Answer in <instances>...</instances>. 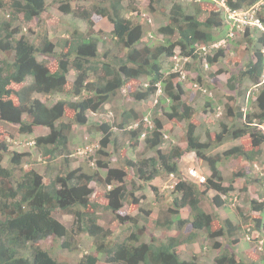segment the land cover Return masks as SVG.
Listing matches in <instances>:
<instances>
[{"label":"trees","instance_id":"1","mask_svg":"<svg viewBox=\"0 0 264 264\" xmlns=\"http://www.w3.org/2000/svg\"><path fill=\"white\" fill-rule=\"evenodd\" d=\"M10 1L8 19L4 3L0 1V51L3 54L0 55V129L4 125L13 126L20 136H33L37 151L12 150L15 136L11 134L10 140L0 139V264H65L40 242L63 239V249L78 252L75 236L79 234H87L95 244L90 253L83 252L77 264H101V256H105L106 264H201L198 253L189 260L183 259L182 246L198 241L201 236L213 242V248L218 250L220 243L215 240L219 237L228 236L238 243L240 225L229 219L221 220L218 213H208L203 206L209 191L216 193L210 198L214 207L227 206L236 178L247 179L244 186L249 191L248 200L243 199L250 210L246 214L240 210L239 216L244 221L253 220L256 224L253 240L257 242L261 238L258 233L264 227V190L260 189L263 178L254 165L264 164V133L257 124L264 122V86L256 93V101L250 103L253 108L246 114L241 111L239 99L246 94L241 86L245 79L252 87L260 82L264 68L263 34L254 37L255 40H246L250 44L247 49L252 51L251 59L228 80L230 92L222 97L214 94L213 99L207 97L204 112L216 113L223 107V117L216 119L219 130L214 139L209 135L210 138L202 140L199 127L193 122L198 110L189 103L188 94L183 98L187 91L182 82L174 83L179 74H165L164 68L165 63L175 57L177 47L182 57L199 62V47L218 41L217 30L223 28L224 21L223 10L219 11L215 2L191 0L186 12L177 0H151L148 6L151 13H157L158 8L164 10L168 3L171 6L166 15L162 14L167 20L165 25L157 30L162 40L156 43L147 37V43H143L146 24L134 22L128 16L138 12L135 0H105L91 10L77 4L91 0H53L61 16L83 22L84 28L77 24L67 36L53 40L46 34L36 43L26 35L23 23L38 24L50 4L47 0ZM258 1L226 0L231 9H248ZM262 12L264 14V6ZM103 19L113 26L111 36L102 37L95 30L96 23ZM245 36L249 38L248 32ZM254 41L256 46H253ZM237 48L238 44L220 47L217 54L207 56V60L211 65L225 62L231 49ZM239 53L243 56L246 52L239 50ZM39 56L56 58L57 70L51 71ZM186 66L189 68L190 64ZM223 71L211 73L207 79L199 76L195 81L207 92L216 91L221 88L217 76ZM72 73L70 96L75 100L60 99L48 106L37 97L62 94ZM140 79L147 80L145 86L131 91L127 98L134 103H145L156 95L158 85H162L165 94L159 95L157 100L158 113L147 119L146 113L138 112L135 107L122 109V120L116 125L122 131L119 137L113 132L115 125L98 121L90 130L102 135L100 148L72 168L77 153L73 147L74 125L86 126L88 113H98L112 97ZM13 84L22 87L16 90ZM197 93L202 94L201 89ZM224 98L227 99L225 105ZM166 103H170L169 109ZM69 111L73 113L70 118ZM175 120L186 124L182 137L187 144L185 147L169 140L163 132L164 121ZM130 123L134 125L131 127ZM37 128H47L49 132L35 135ZM208 134L207 129L205 135ZM244 137H248L247 146L237 144L223 153L215 151L228 141L237 142ZM141 140L144 147L139 153ZM110 144H114L119 155L122 149L133 153L132 157L128 154L120 157L124 166L134 171L137 182L148 184L171 174L179 176L181 181L172 194V204L161 208L154 220L147 217L152 208L147 211L142 205L138 216L129 218L133 230L123 238L108 242L112 232L99 224V205L91 200L96 193L92 184L106 189L108 205L103 209L118 214L121 223L126 220L120 214L121 208L139 202L133 192L127 191V172L111 165V153L106 150ZM189 153H195L198 160L207 163L210 174L205 185L187 179L180 170V162ZM36 155H40L41 161ZM6 156L9 159L4 166ZM59 158L61 163H55ZM232 160H240L241 166L230 184H225L220 164ZM28 164L41 166L27 170ZM152 189L158 195V189L155 186ZM55 211L73 215L74 226L68 228L58 221ZM185 213L187 216L183 218ZM140 218L156 228H176L178 234L161 243L154 240L147 243L142 238ZM185 228L191 230L187 236L182 234ZM205 247L200 245L202 251ZM213 263L255 264L239 259L234 252L217 254Z\"/></svg>","mask_w":264,"mask_h":264},{"label":"rangeland","instance_id":"2","mask_svg":"<svg viewBox=\"0 0 264 264\" xmlns=\"http://www.w3.org/2000/svg\"><path fill=\"white\" fill-rule=\"evenodd\" d=\"M4 3V10L5 16L8 19L7 12L11 8V1L10 0H0ZM48 4L50 6L48 7L47 11L40 17L38 24L34 22L33 24H26L23 23V28L26 32V35L33 39L36 43H40V39L43 35H48L53 40H57L59 38H62L64 36H67L68 32H71L77 24L82 26L84 28L83 22H76L73 21L71 18L63 17L61 16V13L59 12L56 5L52 4L53 0H47ZM104 2L105 0H91L89 2H79L77 4H80L81 6H84L85 8H88L89 10L93 9L97 3ZM136 6H138V12L128 14V16L131 17V19L134 22L146 24L145 31L146 34L143 38V43H147V37L149 41L158 42L162 40V36L157 32L158 28L162 25H165L166 19L165 15L170 10V5L166 4L164 7V10H161L162 8L157 9V13H151L148 10V6L151 2V0H135ZM125 5H127V2H125ZM191 10V9H190ZM165 14V15H162ZM205 16H203L204 18ZM36 24V25H35ZM29 29L33 30L34 33H31ZM95 30L101 33L102 37H108L111 36V32L113 30V26L106 20L103 19L96 23ZM227 29H223V36L226 34ZM150 34H152V38L150 37ZM257 33L254 32L251 35V38L255 40L254 37H256ZM258 36V35H257ZM246 38L242 39L240 38L237 43H234V45L238 44L239 50H245V54L242 56L239 53L238 48L233 49L231 52V56L229 58L225 59V62H222L220 65L216 66V69L224 70L221 74L217 76V79L219 80V85L221 88H217L216 91L209 90L206 95L198 94V93H192L189 94V99L192 101V105L196 110H198L196 113V116L193 120V122L199 127L198 132L201 133L202 140L207 139L209 135H211V138L214 139L215 133L219 130V125L216 122V119H220L223 117V107L221 109L219 108V111L216 113H212L211 111L204 112L202 109L207 97L211 96L213 99L214 94H219L220 97L223 96V94H228L230 92L229 87L227 86L228 80L231 78L232 75H235L239 72V70L251 59L252 51H249L247 49V46L250 45L248 39ZM247 40V41H246ZM56 42V41H55ZM256 42L254 41L253 46H256ZM59 49H56L58 51ZM55 51V52H56ZM0 55L2 56V52L0 51ZM40 61H46L48 63V67L51 71L57 70V60L54 57H48V56H39L38 57ZM109 60V59H108ZM230 61V62H228ZM172 63L167 62L165 63L164 73L170 74L172 71L171 69ZM73 74V73H72ZM196 75V74H195ZM195 75L191 78H194ZM73 75L70 76L67 85L64 88V92L61 94L56 95H49V96H42L38 95L37 97L40 98L44 103H46L48 106H52L54 103H56L60 99H69L75 100L74 97L70 96V90L72 88V80ZM147 80L146 79H140L138 81H132L128 87V90L124 89L121 90L116 97H112L110 100V103H106L98 113L90 112L88 113V124L86 126H77L74 125L73 127V135L75 136V142H74V149L77 150V153H75V161L72 163V168H76L81 162H83L84 159H88L89 155L94 154L99 148H100V140L102 139V135L98 134L94 131L90 130V127L94 124H96L98 121H103L105 123H110L111 125H115L113 128V132L117 134V136H122V131H120L116 125L120 123L122 120V109L124 108H131L135 107L138 112H145V118H151L155 115V113H158V110L156 109L157 106V100L159 97H151L149 100H147L145 103H134V101L130 98H127L128 93L131 91H135L138 88H141L142 86H145ZM212 84V82H211ZM12 87L16 90L20 89L22 85H16L13 84ZM142 89V88H141ZM139 90V89H138ZM190 93V92H189ZM215 102H217V99H215ZM223 105H225V101L227 99H222ZM125 106V107H124ZM166 108L169 109L170 103H166ZM168 112V111H166ZM204 113V114H203ZM73 113L70 111L68 112V116H72ZM204 115V116H203ZM222 119V118H221ZM68 120V119H67ZM219 122V121H218ZM226 123L228 121L225 120ZM137 124V123H136ZM131 127L134 125V123L129 124ZM185 127L186 124L183 122H179L177 120L167 123V121H164V127L163 132H165L167 138L169 140L173 141L174 143L181 144L182 147L186 146V143L182 141V137L185 134ZM38 129V128H37ZM36 129V130H37ZM207 129L209 131L208 135H205L207 132ZM35 130V135H46L48 134L47 128H39L38 131ZM15 136L13 144L11 146L12 150H19L22 152L31 151L36 152L37 149L34 147V137L33 136H20L17 132L16 127L13 126H2L0 129V139H9V135ZM210 138V137H209ZM11 142V141H10ZM237 144H248V137H244L240 139L237 142L234 141H228L223 146H219L215 149V151H219L221 153L225 152L229 148L237 145ZM34 149H32L33 147ZM114 144H110L109 147L106 149L110 155V162L112 166H119V168L123 169L125 172H127V191L129 193L133 192L134 196H136L139 199V202L133 203V204H126L121 208L120 214L123 218L126 220L121 223L118 221V214L113 213L112 211L104 210L103 207L108 205V199L105 196L106 189L100 185L92 184V186L95 187L96 193L91 198L92 202L95 204H98L99 207L97 208L99 215L101 216L99 220V224L104 227V229L112 232V235L109 237L108 242L110 240L114 241V239L124 237L130 230H133V224L129 220L130 217H137L140 210V207L143 205V207L148 211L150 208H152V212L147 216L148 219L154 220L156 216L158 215L161 208H165L167 206H170L172 204L173 195L170 194L167 190H165V183L167 181L171 180L172 178L170 176H160L157 179H155L151 183H143V182H137L136 176L134 171L126 168L122 162V158L125 157V155H129L130 157L133 156V153L129 152L128 149H122L120 151V155L123 156L120 157L119 153L114 149ZM143 142L141 140V143L139 144L137 150L142 152L143 151ZM114 150L116 152H114ZM148 156V155H147ZM36 159L41 161L40 155H36ZM9 156H6L3 161V165L7 166ZM262 159L264 160V146H263V155ZM62 159L59 158L55 161V163H61ZM240 160H232V161H223L220 164V169L223 172V176L225 178V184H230V181L232 179L233 174L236 173V171L240 168ZM40 164H28L25 168L31 169V168H39ZM181 171L183 174H186L187 170L191 168V166H196L198 168H204L206 165L203 164V162L196 161L194 159V155L189 154L183 158V160L179 164ZM71 168V169H72ZM105 171H103L104 173ZM50 182V179H48ZM118 185V184H117ZM235 189L237 191H234V195L237 196V202L234 201L236 204L235 207H228L225 210L219 209L214 207L212 204L210 198L215 193L211 192L204 200L203 206L206 212L213 213L216 212L220 216L221 220H224L226 218H229L233 221L240 220L241 219V232L240 235L242 238H245L248 234V230L250 228H254L255 223L249 219L247 221H244L242 217L239 216V211L242 210L244 214H246L250 210V206L248 203L244 202L243 198H246L248 200V188L245 189L244 182L239 181L236 178L235 182ZM152 186H155L158 189V195L155 194L154 190L152 189ZM110 188V187H108ZM108 190V189H107ZM241 202V203H240ZM187 214H182L183 218H186ZM54 217L62 222L66 227L72 228L74 226V219L75 217L70 214H65L60 211L54 212ZM139 226L142 229V238L145 242L149 243L153 240L157 243H161L163 241H167L169 237H173L177 234V229H161L156 228L154 225L147 223L144 221L143 218H140L138 221ZM190 229L185 228L183 229V236H187L190 234ZM136 233L138 231L136 230ZM201 233H197V235H200ZM264 236H262V239ZM75 242L78 246L79 251L78 252H71L70 250L63 249L61 246L63 244V239L60 240H52L47 239L44 241H41V246L44 249L51 250L52 253H54L56 256L60 258V260L65 264H77V262L82 258L83 252L90 253L94 248V240L91 239L87 234H79L75 236ZM215 242L220 243V250L213 248V242H211L209 239H205L203 236L199 237L198 241L194 243H189L182 246V258L185 260H189L193 255L197 254L199 256V260L201 264H214V258L217 254H221L222 252H234V254L241 260L245 262H254L255 264H264V239L256 245V248L250 250L252 246L240 242L239 244H235L232 239H229L228 236L225 237H219L215 240ZM233 242V243H232ZM206 246L205 249L202 251L200 248V245ZM249 250V251H248ZM101 264H106L105 256H101Z\"/></svg>","mask_w":264,"mask_h":264},{"label":"clouds","instance_id":"3","mask_svg":"<svg viewBox=\"0 0 264 264\" xmlns=\"http://www.w3.org/2000/svg\"><path fill=\"white\" fill-rule=\"evenodd\" d=\"M191 0H177V2L178 3H180V4H182L185 8H186V12H187V10H188V3L190 2ZM198 1H202V0H198ZM209 1H212V0H209ZM260 1V0H259ZM258 1V2H259ZM213 2V1H212ZM257 2V3H258ZM216 3V2H215ZM170 6H171V3H168ZM252 7V6H251ZM225 28V26L223 25V28H221L220 30H217L218 32H219V39H218V41L217 42H219L220 40H222V39H224V38H226V34L223 36V29ZM226 29V28H225ZM254 32V31H253ZM253 32H251V35H252V33ZM255 34L257 33V32H254ZM251 35L249 34V32H248V37L249 38H251ZM257 35L259 36V34L257 33ZM256 35V37L258 38V36ZM242 39H246L247 37L246 36H243V37H241ZM239 41V40H238ZM238 41H236V42H232V43H230V45L229 46H231V44L233 45L234 43H237ZM217 42H215V43H217ZM212 44H214V43H209V44H207V45H204V46H202V47H199V49H198V51L201 53V55H200V58H201V60L199 61V62H195L192 58H184V57H182L181 55H180V49L177 47L176 48V50H175V52H176V55H175V57H173V59L171 60V63H172V66H171V72L170 73H178L179 74V76H177V77H175L174 78V83L176 84V83H178V82H182V84L185 86V90L187 91V92H185V95L183 96V98H185L186 96H187V94H188V101H189V103H191L192 101L189 99V94H192V93H197V92H199L200 91V89H201V91H202V94L203 95H206V93H207V91L203 88H200L199 86H198V84H197V82L195 81V80H198V78H199V76H201L202 78H204V79H207V78H209L210 77V74L211 73H216L218 70H214V68L216 69V66L217 65H220L221 64V62H218V63H216V64H213V65H211L210 63H209V61L207 60V56H209V55H213V56H215L216 54H217V52H218V50L220 49V48H218L217 50H215V49H210V47H211V45ZM227 48V47H226ZM262 50H263V47H262ZM233 51V49H231V51H230V56H231V52ZM262 54H263V56H264V53H263V51H262ZM225 60V59H224ZM222 62H224V61H222ZM190 64V67L188 68L187 66H186V64ZM177 65H179V67L177 68ZM220 70V69H219ZM196 74V75H195ZM195 75V77L194 78H191V77H193ZM263 75H264V68H263V73H262V75H261V78H260V82H259V84L256 86V87H252L251 86V83L249 82V80H244V82L241 84V86H242V90H244V91H246V94H244V95H242L241 97H240V99H239V105H240V107H241V111L244 113V114H246L247 113V111H249V110H252V105H251V107H250V103H252V102H255L256 101V99H257V95H256V93H259V91L260 90H262V88H263V86H264V82H263ZM194 84H197V87H194ZM190 92V93H189ZM165 94V92H164V88L162 87V85H158V89H157V92H156V95H154V96H156V97H159V95H164ZM153 96V97H154ZM211 97V96H210ZM227 101H225V103H226ZM192 104V103H191ZM204 114V113H203ZM204 116V115H203ZM257 124H258V126L260 127V129L262 130V132L264 133V122L263 123H261V124H259L258 122H257ZM206 134V133H205ZM186 143V142H185ZM187 145V144H186ZM264 146V145H263ZM189 154H192V155H194V159H196V161H199V162H203V161H200V160H198L197 158H196V154L195 153H189ZM188 154V155H189ZM187 156V155H186ZM203 164H205L206 166L204 167V168H198V167H196V166H191V168H189L188 170H187V172H186V174H184L185 175V177L187 178V179H190V180H192V181H195V182H198V183H201V182H199L198 181V179H196V178H194V177H191L190 175H189V170L190 169H194V170H196L197 171V173L199 174V175H203V176H205L206 177V181L205 182H203V183H201V184H206L207 183V179L209 178V174H210V171H209V169H208V166H207V163L206 162H203ZM254 167H255V171H259L260 170V175H262L263 174V172H264V164L262 163V164H255L254 165ZM179 168H180V166H179ZM181 170V169H180ZM172 179L169 181H167V183H165V190H167L170 194H173L174 193V190H175V187H176V185L179 183V181H181V179H179L180 177L179 176H176V175H174V174H171V175H169ZM260 177H262V176H260ZM263 178V177H262ZM247 179H245V178H243V179H241V181H243V182H245ZM240 181V180H239ZM236 185H235V183H234V186H233V189L234 190H232V192H230V195H231V197L229 198L230 199V203L227 205V206H225L224 208H228V207H235V210H237L236 209V204L234 203V201H236L237 202V198H238V195L237 196H235L234 195V191H237L235 188ZM260 189L261 190H264V188L262 187V185H261V187H260ZM211 192H213V191H209L208 192V194L209 193H211ZM215 193V192H214ZM214 195H216V193L214 194ZM213 195V196H214ZM213 196H211V197H213ZM236 197V198H235ZM223 198L225 199L226 198V196H223ZM235 198V200L233 201V199ZM241 203V202H240ZM219 209H221V208H218V210ZM233 209V208H232ZM226 219H229V218H226ZM226 219H224V220H226ZM229 220H231V219H229ZM233 223H235V224H239L240 225V227L242 226V224H241V219L240 220H236L235 222L233 221V220H231ZM253 221V220H252ZM254 222V221H253ZM255 223V222H254ZM255 226H256V224L254 225V228H250L249 230H248V234L246 235V237L245 238H242L241 237V235H239V237H238V243L237 244H239L240 242H242V240H243V243H246V244H248V245H250V246H253V248H255V246L257 245V244H259L263 239H262V236H264V227H262V230H261V232H259L258 233V236H261V238H259L258 239V241L257 242H255L254 240H253V237L255 236V232H256V228H255ZM182 257V256H181Z\"/></svg>","mask_w":264,"mask_h":264},{"label":"built area","instance_id":"4","mask_svg":"<svg viewBox=\"0 0 264 264\" xmlns=\"http://www.w3.org/2000/svg\"><path fill=\"white\" fill-rule=\"evenodd\" d=\"M212 1L216 2L219 11L223 10V21L227 32L226 38L211 45V50H217L220 47H228L230 43L238 41L241 37L245 36L247 32H249L250 35L253 31L257 32L259 36L262 34L264 35V14L262 12L264 0H260L248 9H231L226 0ZM262 51L264 53V45ZM178 67L179 65H177V68ZM194 87H197V84H194ZM189 175L198 179L201 183L206 181V177L199 175L194 169L189 170ZM261 176L263 177L262 187L264 188V172Z\"/></svg>","mask_w":264,"mask_h":264},{"label":"crops","instance_id":"5","mask_svg":"<svg viewBox=\"0 0 264 264\" xmlns=\"http://www.w3.org/2000/svg\"><path fill=\"white\" fill-rule=\"evenodd\" d=\"M221 209H222V210H225L226 208L223 207V208H221ZM234 222H235V221H234ZM177 234H178V231H177ZM177 234H176V235H177ZM181 256H182V255H181Z\"/></svg>","mask_w":264,"mask_h":264}]
</instances>
